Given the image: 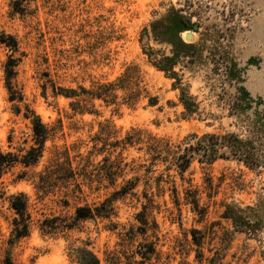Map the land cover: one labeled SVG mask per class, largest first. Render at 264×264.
I'll use <instances>...</instances> for the list:
<instances>
[{"label": "rangeland", "instance_id": "rangeland-1", "mask_svg": "<svg viewBox=\"0 0 264 264\" xmlns=\"http://www.w3.org/2000/svg\"><path fill=\"white\" fill-rule=\"evenodd\" d=\"M0 39L15 41H0V151L31 143L24 113L33 111L49 129L39 163L18 164L2 176L0 264L6 256L13 264H79L81 249L100 264H134L140 242L154 243L157 251L146 264H264V0H0ZM163 57L167 73L156 67H164L156 62ZM9 58L15 71L10 85L20 97L15 100L7 87ZM127 65L139 70L133 79L139 96L131 105L117 89L115 104L94 100L96 113L80 115L60 94L116 80ZM171 71L179 88L172 86ZM180 88L192 113H184ZM150 97L157 98L155 105L148 104ZM107 121L111 139L136 128L168 139L180 152L204 134H234L250 160L230 156L207 163L195 152L180 172L167 162L171 156L150 159L144 144L118 146L109 155L121 160L113 184L84 183L68 205L60 187L41 195L34 183L54 147L84 155L99 123ZM103 155L93 154L92 163ZM160 174L170 176L158 188ZM123 186L128 192L114 193ZM184 190L196 193L202 218L185 203ZM17 192L28 198L32 216L29 235L20 238L11 234L14 214L7 201ZM105 199L109 217L73 219L77 206L94 208ZM139 212L148 220L143 234ZM53 216L73 228L43 235L39 220Z\"/></svg>", "mask_w": 264, "mask_h": 264}, {"label": "trees", "instance_id": "trees-1", "mask_svg": "<svg viewBox=\"0 0 264 264\" xmlns=\"http://www.w3.org/2000/svg\"><path fill=\"white\" fill-rule=\"evenodd\" d=\"M6 45L15 46V41L13 43H8L4 39H0ZM167 58L163 57L156 62L164 67L156 66L158 69L164 70L166 73L170 70L167 69L165 60ZM14 59L9 58L6 63V77L8 79V89L11 92L10 100H15L12 92V86L10 85V79L14 74ZM138 67L136 65H127L125 70L113 81H107L102 83H97L91 88L86 89L79 87L80 91H76L73 88L61 89L63 92H58L64 95L66 98H70L69 106L74 112V114L83 115L85 113H96L94 109V100H101L104 105L108 106L110 104H115L116 94L115 91L120 89L124 92V98L127 100L129 105L133 104L139 96V91L134 88L138 87V82L133 80L136 73L138 72ZM169 78H176V81L172 84L173 88H179V78L175 76V72L171 71L168 73ZM134 89V90H133ZM179 101L185 109L184 113H192L194 111L193 104L190 103V97L184 93V89L180 88ZM157 103L156 97H150L148 104L155 105ZM24 116L28 118L31 122V143L27 146H21L17 151H0V183L4 173L10 171L16 165H22L23 167L35 166L39 163L40 159L43 157L45 151V143L49 137V129L42 122L41 118L36 115L33 111H30V115L24 113ZM113 136L112 125L109 121L99 123V130L94 133L91 137L92 149L87 151L86 154L81 153L77 155H71L69 147L60 149L54 147L52 151V156L48 160V163L44 166L42 170L37 173V180L34 183V187L41 195H47L50 190H54L55 187H60L63 190V202L65 205L69 204V199H74L78 197L79 193L83 192L82 184L86 183L93 185V182H102V180H107L113 184L116 180L117 175L122 170L120 166V158L115 157L111 159L109 155L114 152L115 148L121 146L125 148L128 145L144 144L147 153L150 155V159L155 160L158 158H163L162 160L167 161L168 157L171 156V165H175L178 171H185L190 165L191 154L195 152H200L201 156L207 163L215 160L217 157L229 158L230 156L236 157L238 160L243 161L248 164L250 158L247 152V146H243L244 143L239 140L234 134H222L216 135L215 133L204 134L201 140L196 142L195 145H190L183 149V152L175 151L173 149V144L170 143L168 139L158 138L155 135L147 134L141 129L131 128V131L125 134L121 139H111ZM11 142V138L9 137ZM26 142V141H25ZM224 148L225 151L217 155V151ZM95 153L104 154L101 160L96 164L92 163L91 156ZM78 158V159H77ZM73 160L76 161V167L73 166ZM200 162H204L202 159ZM168 174L165 179L162 174L156 176L157 187L160 188V183L162 181L168 183ZM22 179V177H18ZM172 181V180H171ZM63 188V189H62ZM128 187H121L119 190L114 191L117 193L128 192ZM173 194L175 195L176 204L179 202L177 197V189L173 187ZM184 201L191 205V210L199 214L202 218L205 215V208L200 207L199 201L196 197V193L193 191L188 192L184 190ZM2 192L0 191V198L2 197ZM40 196V195H38ZM148 197V196H147ZM149 199V197H148ZM7 201L10 209L12 210L14 216L12 217L10 224L12 226L11 234L16 238L28 236L31 229L32 216L29 211L28 198L23 192L12 193L7 196ZM109 199H105L100 205L92 208L88 205L77 206L75 208L74 220L90 218L95 215L99 217H109L110 212L107 207L106 202ZM222 213V217L227 218L229 214L228 205ZM138 215L142 216L139 221L143 226L138 228L141 233H145L148 220L145 212H139ZM59 216H53L49 218H44L39 220L38 228L43 235L55 234L67 229L73 228L72 223L63 224ZM195 244L199 245L200 241L194 238ZM134 255L138 257L133 259L134 264H146L156 257L157 251L154 243L152 242H140L134 251ZM200 257H198L199 259ZM79 264H100L99 259L92 252L81 249L79 257ZM2 264H13L11 258L6 256ZM209 264V263H208Z\"/></svg>", "mask_w": 264, "mask_h": 264}, {"label": "water", "instance_id": "water-1", "mask_svg": "<svg viewBox=\"0 0 264 264\" xmlns=\"http://www.w3.org/2000/svg\"><path fill=\"white\" fill-rule=\"evenodd\" d=\"M194 27L196 28V27H197V24H195ZM187 38H191V35L188 34V35H187Z\"/></svg>", "mask_w": 264, "mask_h": 264}]
</instances>
